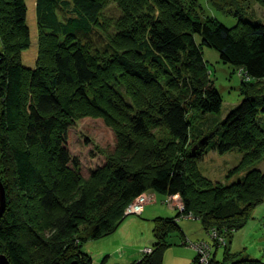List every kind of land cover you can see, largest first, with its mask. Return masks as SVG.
Masks as SVG:
<instances>
[{
  "label": "trees",
  "instance_id": "1",
  "mask_svg": "<svg viewBox=\"0 0 264 264\" xmlns=\"http://www.w3.org/2000/svg\"><path fill=\"white\" fill-rule=\"evenodd\" d=\"M115 1L36 0L37 22L49 37L41 38L40 43H47L51 66L30 69L22 60L23 51L32 43L26 0H0V148L12 165L9 182L13 180L20 195L36 200L38 205L35 213L34 202L22 206L6 196L0 219V254L10 264H94L84 249L85 242L115 231L124 218L125 207L149 190L163 197H180L184 207L176 214L177 220L192 214L208 232L213 227L212 231L229 237L247 224L264 201V171L256 166L235 179L232 177L239 174V169L231 170L229 182L207 189L210 195L202 206L196 205L189 182V170H196L197 163L212 151L223 155L239 152L259 163L264 159V23L253 17L246 19L250 33L240 35L235 27L215 19L203 22L190 18L178 0H151L173 7V20L189 23L191 32L200 36L198 43L184 39L162 16L147 11L150 0L128 1L122 10ZM256 1L264 7V0ZM129 18H134L136 25L127 24L123 29ZM115 22L118 34L132 40L134 55L129 58L118 54L101 35L103 23ZM202 46L215 49L224 63L244 76L243 99L224 117L219 90L202 80L206 67ZM101 59L105 69L115 61L130 75L147 82L154 79L153 67L168 72L166 65L170 64L181 77L176 82L190 78L185 85L204 121L193 120L180 100H170L160 113L181 145L175 161H166L158 151L156 158L168 164L156 167L151 175L143 170L130 171L126 164H114L111 173L99 182L100 192L92 200L81 193L65 201L60 196V180L48 184L31 150L40 145L49 152L57 170L81 173L80 159L72 155L67 143V119L74 120L73 112L61 93L64 86H70L74 97L97 107L93 90ZM190 71L192 75L187 74ZM144 119L143 114L138 117L136 134L146 132ZM23 128L26 147L12 144L11 133ZM40 212L48 218L51 234L47 239L43 235L46 227L38 219ZM176 219L156 218L152 252L131 264H163V250L173 245L171 237L176 233L182 234L181 244L187 245ZM44 251L41 258L37 256ZM217 254H209V264H264L245 252L224 251L222 258ZM192 264H199L198 256Z\"/></svg>",
  "mask_w": 264,
  "mask_h": 264
},
{
  "label": "rangeland",
  "instance_id": "2",
  "mask_svg": "<svg viewBox=\"0 0 264 264\" xmlns=\"http://www.w3.org/2000/svg\"><path fill=\"white\" fill-rule=\"evenodd\" d=\"M128 1L131 0H116L115 5L118 4L122 10ZM151 2L146 5L147 11L162 16L184 39L201 42L200 36L191 32L189 23L173 20L171 15L173 7ZM178 2L190 18L203 22L215 19L228 27H235L240 35L250 33L246 19L253 17L264 23V7L256 0H178ZM26 3L32 43L31 47L22 53L23 63L30 69L39 65L48 66L49 69L50 51L46 48L47 43L46 46L43 42L40 43L41 38L45 37L48 40L49 37L37 22L36 0H26ZM113 11L119 14L116 9ZM127 24L136 25L134 18L126 19L123 29ZM102 26L105 30L101 29L103 33L101 35L117 48L115 50L118 54L126 58L134 55L132 40L118 34L119 26L116 22L103 23ZM2 50L3 45L0 41V54ZM202 52L206 64L201 75L204 76L202 80L215 85L219 90L223 99L224 117L243 99L241 92L244 87L242 86L244 76L240 74V70L224 63L215 49L202 46ZM98 63L96 72L99 79L95 82L93 90L97 107L74 97V89L70 86H64L61 93L64 99L69 101L73 112L74 120L67 119L70 122L67 143L72 155L80 159L81 173L74 171L62 173L57 170L54 162H50L49 152L40 145L31 150L34 162L46 177L48 184L52 185L55 179L60 180V196L65 201H72L81 193L87 194L92 200L100 192L99 182L108 176L114 164H126L130 171L143 170L147 175H151L155 168L163 163V160L156 158L158 151H161L166 161H175L180 154L181 145L171 135L160 113V109L167 106L170 100H180L189 109L193 120L204 121V116L198 114L193 107L194 98L185 85L186 82L190 83V78L176 82L181 77L177 69L170 64L166 65L168 72L164 68L153 67L154 79L147 82L130 75L118 65V62L112 61L107 69L104 68L106 66L104 60L101 59ZM187 74L192 75L193 72ZM29 93H34V90L29 89ZM142 114L145 117L146 132L136 134L134 129L138 117ZM10 140L12 144L26 147L25 128L11 133ZM252 158L250 156L245 159L239 152L223 155L216 151L203 157L197 163L196 170H189V182L196 205L202 206V201L210 195L207 189L220 186L229 180V175H233L231 170L239 169V174L232 179L243 176L255 166L264 171V159L259 163ZM9 171L12 172V165L0 148V180L5 187L6 196L9 194V200H15L22 206L28 203L33 205L34 202L36 205H33V212L36 213L34 211L38 208L36 200L32 202V199L20 195L13 185V180L9 182L10 177H7ZM145 194L147 198L142 211H130L128 204L124 210V218L115 231L102 238L85 242L84 249L90 253L94 264H131L144 253H151L155 240L153 229L156 218L176 219V214L184 207L179 196L163 197L151 190ZM37 214L40 223L46 227L43 235L47 239L51 234L48 218L42 212ZM176 223H179L187 245L181 244L183 239L181 233L174 234L171 237L173 245L163 250V264H192L196 256L199 264H209L207 254H211L212 251L218 252V258H222L223 252L228 250L233 253L245 252V255H251L253 259L264 263V201L255 208L247 224L233 232L231 237L212 231V227L209 228V232H214L212 238L199 218L192 214L176 219ZM37 254L40 257L45 255V251Z\"/></svg>",
  "mask_w": 264,
  "mask_h": 264
},
{
  "label": "water",
  "instance_id": "3",
  "mask_svg": "<svg viewBox=\"0 0 264 264\" xmlns=\"http://www.w3.org/2000/svg\"><path fill=\"white\" fill-rule=\"evenodd\" d=\"M204 140H201L200 144L203 143ZM6 206V193H5V187L0 180V218L5 210ZM0 264H10L7 257L4 254H0Z\"/></svg>",
  "mask_w": 264,
  "mask_h": 264
},
{
  "label": "built area",
  "instance_id": "4",
  "mask_svg": "<svg viewBox=\"0 0 264 264\" xmlns=\"http://www.w3.org/2000/svg\"><path fill=\"white\" fill-rule=\"evenodd\" d=\"M146 194L141 195L139 198H137L135 201L129 204L130 211L133 212H140L143 209V203L145 202L147 196ZM214 233V232H213ZM216 234V233H215ZM206 259H209V254L206 255Z\"/></svg>",
  "mask_w": 264,
  "mask_h": 264
},
{
  "label": "bare ground",
  "instance_id": "5",
  "mask_svg": "<svg viewBox=\"0 0 264 264\" xmlns=\"http://www.w3.org/2000/svg\"><path fill=\"white\" fill-rule=\"evenodd\" d=\"M6 208V207H5Z\"/></svg>",
  "mask_w": 264,
  "mask_h": 264
}]
</instances>
